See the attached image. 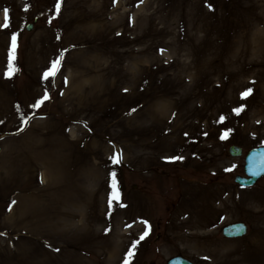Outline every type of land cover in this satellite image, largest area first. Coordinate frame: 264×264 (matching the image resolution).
Returning a JSON list of instances; mask_svg holds the SVG:
<instances>
[{"label":"rangeland","instance_id":"1","mask_svg":"<svg viewBox=\"0 0 264 264\" xmlns=\"http://www.w3.org/2000/svg\"><path fill=\"white\" fill-rule=\"evenodd\" d=\"M252 2L0 0V264H105L77 242L85 212H107L103 238L142 219L123 264H264V178L233 181L264 145V96L237 38L264 18ZM169 127L182 144L163 161L153 148ZM234 222L246 236L223 238Z\"/></svg>","mask_w":264,"mask_h":264},{"label":"bare ground","instance_id":"2","mask_svg":"<svg viewBox=\"0 0 264 264\" xmlns=\"http://www.w3.org/2000/svg\"><path fill=\"white\" fill-rule=\"evenodd\" d=\"M262 3V0H253L252 8L258 7V9L261 10ZM246 24L244 25V27H242L243 33H239V35H237L238 40L240 38L243 41L245 40V48L242 50V52H245V55L248 54L250 57V60L248 61L245 67V70L242 71L246 72L249 76V80L247 82L248 87L251 88L254 93L257 92L260 95L264 96V27L261 32L262 35L255 33V30H257L259 26H264V18L260 15V17L257 18L255 23L251 26V28H249ZM250 29H252V33L250 35H247V32ZM247 36L250 37L248 41H246ZM238 74L239 71H237L236 75ZM191 125V129L188 128L190 132L189 135H197V132L192 131V128L197 126L194 125V123H192ZM167 132V142L165 144L162 143L160 145H157L153 148L154 151L157 153L154 154L157 155L158 159H161L163 161H168L173 158V147L182 144L181 135L177 134V131L175 132L170 128V130H168ZM207 134L209 133H204L203 137H205V135ZM212 146H215L214 142H212ZM198 199L199 203L195 205L194 210L190 207L184 208V212L190 213L187 217L196 215V213L193 212H200V210L204 206V201H201V197ZM84 216L85 217L83 219V222L85 223V225L80 226V234H78L77 242L95 249V251H97L100 255L104 254L107 258L105 264H123L122 260L124 259L127 252L132 249V245H129L130 240L134 239L136 235L135 233H137L138 231L140 232L141 230V225L138 223V221L142 219L137 218L136 215L133 213L131 216H129V218H133L134 221L132 226L129 228V222H126V224L122 225V228H126L128 226L126 232L120 233L118 228L115 229L114 226L111 225L108 235L103 238L95 231V226L97 224L101 225L103 224V222L108 220L109 216H107V212H85ZM125 220H128V217H125ZM185 223L186 224H184V227L188 228L193 232L198 229L197 227H199V225H195L193 221H188ZM191 236L193 235L187 236V238H190ZM257 246L259 247L260 253L256 254V257L254 258L255 262H258L260 259L264 258V241H262V243Z\"/></svg>","mask_w":264,"mask_h":264},{"label":"water","instance_id":"3","mask_svg":"<svg viewBox=\"0 0 264 264\" xmlns=\"http://www.w3.org/2000/svg\"><path fill=\"white\" fill-rule=\"evenodd\" d=\"M30 26L27 30H30ZM229 154L233 157L241 155V149L235 146L229 148ZM245 177L236 176L234 181L242 186H252L256 181L264 176V147L251 149L245 156L244 166ZM221 233L226 238H240L246 233V226L243 223H234L224 226ZM167 264H191L190 262L176 257L167 262Z\"/></svg>","mask_w":264,"mask_h":264},{"label":"snow or ice","instance_id":"4","mask_svg":"<svg viewBox=\"0 0 264 264\" xmlns=\"http://www.w3.org/2000/svg\"><path fill=\"white\" fill-rule=\"evenodd\" d=\"M57 10H59V3H57ZM7 16H8V12H7V10H5V21H7ZM10 67H11V65H10ZM53 68L55 69L56 68V63L54 62V65H53ZM48 75V73H45V76H47ZM249 92L251 91L250 89L248 90ZM245 95H247V92L246 93H242V96H245ZM40 102L38 101L37 102V104H39ZM241 109H239V108H237V109H234V111H236V112H239ZM221 119H223V117H221ZM227 136V133H225L224 134V136H222L221 138L223 139V138H225ZM110 159H113V162L115 163V162H118L115 158H110ZM173 159H176V158H173ZM179 159H182V157H180ZM114 175V174H113ZM113 189H114V191H113V193H112V199H118L119 198V194H118V192H116L115 191V181L113 180ZM109 203L111 204V199H110V201H109ZM123 206V205H122ZM145 224H147V222L145 221L144 222ZM148 233L147 232H145L141 237H140V239L141 240H143L144 239V236H146ZM132 253H131V251L129 252V255H131ZM126 264H127V262H126Z\"/></svg>","mask_w":264,"mask_h":264}]
</instances>
